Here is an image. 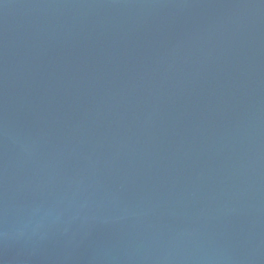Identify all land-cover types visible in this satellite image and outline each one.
I'll return each instance as SVG.
<instances>
[{"label":"water","instance_id":"95a60500","mask_svg":"<svg viewBox=\"0 0 264 264\" xmlns=\"http://www.w3.org/2000/svg\"><path fill=\"white\" fill-rule=\"evenodd\" d=\"M0 264H264V0H0Z\"/></svg>","mask_w":264,"mask_h":264}]
</instances>
